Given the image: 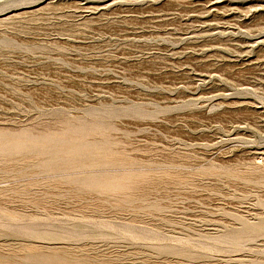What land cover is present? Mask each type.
Returning a JSON list of instances; mask_svg holds the SVG:
<instances>
[{
  "label": "rangeland",
  "instance_id": "obj_1",
  "mask_svg": "<svg viewBox=\"0 0 264 264\" xmlns=\"http://www.w3.org/2000/svg\"><path fill=\"white\" fill-rule=\"evenodd\" d=\"M0 264H264V0H0Z\"/></svg>",
  "mask_w": 264,
  "mask_h": 264
},
{
  "label": "bare ground",
  "instance_id": "obj_2",
  "mask_svg": "<svg viewBox=\"0 0 264 264\" xmlns=\"http://www.w3.org/2000/svg\"><path fill=\"white\" fill-rule=\"evenodd\" d=\"M10 219V218H9ZM12 219V218H11ZM46 221H48V220H46ZM246 224V223H245ZM108 225V224H107ZM113 228V227H112ZM70 231V230H69ZM52 232V231H51ZM101 235V234H100ZM100 235H97V236H100ZM43 236V235H42ZM96 236V235H95ZM96 236V237H97ZM124 236V235H123ZM43 239V238H42ZM145 239V238H144ZM223 239V238H222ZM52 240V239H51ZM217 240V239H216ZM47 241V240H46ZM44 242V241H43ZM40 243V242H39ZM238 243V242H237ZM240 243V242H239ZM38 244V243H37ZM218 244V243H217ZM223 245V244H222ZM218 246H220V245H218ZM174 253V252H173Z\"/></svg>",
  "mask_w": 264,
  "mask_h": 264
}]
</instances>
